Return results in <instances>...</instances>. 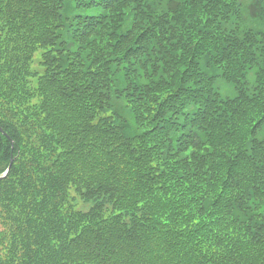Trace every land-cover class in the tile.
<instances>
[{
    "label": "trees",
    "instance_id": "trees-1",
    "mask_svg": "<svg viewBox=\"0 0 264 264\" xmlns=\"http://www.w3.org/2000/svg\"><path fill=\"white\" fill-rule=\"evenodd\" d=\"M0 264H264V0H0Z\"/></svg>",
    "mask_w": 264,
    "mask_h": 264
},
{
    "label": "water",
    "instance_id": "water-1",
    "mask_svg": "<svg viewBox=\"0 0 264 264\" xmlns=\"http://www.w3.org/2000/svg\"><path fill=\"white\" fill-rule=\"evenodd\" d=\"M0 129L4 132L5 135H7L10 138V140L13 144V147H14V142H13V139H11L10 135L5 130H3V128L1 126H0ZM13 164H14V158L12 159V161H11L8 169L6 170V172L4 174L0 175V180L6 178L9 175V173L13 167Z\"/></svg>",
    "mask_w": 264,
    "mask_h": 264
}]
</instances>
